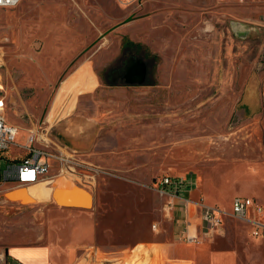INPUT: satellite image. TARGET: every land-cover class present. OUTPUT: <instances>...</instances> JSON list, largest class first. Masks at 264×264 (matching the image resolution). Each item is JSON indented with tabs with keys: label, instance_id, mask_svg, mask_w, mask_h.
I'll use <instances>...</instances> for the list:
<instances>
[{
	"label": "rangeland",
	"instance_id": "374dc122",
	"mask_svg": "<svg viewBox=\"0 0 264 264\" xmlns=\"http://www.w3.org/2000/svg\"><path fill=\"white\" fill-rule=\"evenodd\" d=\"M0 47L5 116L21 127L16 141L32 125L46 127L100 167L87 186L68 182L88 188L93 207L58 204L66 210L55 212L94 217L99 255L91 250L87 264H108L107 249L171 237L174 209L167 215L169 197L152 186L164 174L192 172L196 200L227 213L236 195L264 207V0H21L0 8ZM135 57L146 64L143 82L124 77ZM75 119L91 121L80 130L91 135L84 147L58 139ZM24 152L16 145L4 151ZM8 164L3 155L1 171ZM52 181L23 189L38 193L27 202L3 200L13 184L0 186V221L55 207L59 181ZM199 221L184 232L198 233L213 248L236 249L241 264H264V238L252 234L250 223L224 217L221 231L209 237ZM173 258L158 250L113 264Z\"/></svg>",
	"mask_w": 264,
	"mask_h": 264
},
{
	"label": "crops",
	"instance_id": "0c3cea01",
	"mask_svg": "<svg viewBox=\"0 0 264 264\" xmlns=\"http://www.w3.org/2000/svg\"><path fill=\"white\" fill-rule=\"evenodd\" d=\"M252 101L253 96L248 97L245 101L246 106L252 107ZM71 122L65 127L66 129H60L61 136H58V139L65 140L71 146H86L91 140V135L89 133L81 134L80 130L89 127L91 121L75 119ZM34 127L35 125H32L31 128ZM31 128L26 130L22 127L25 130V140H18V145L16 146L22 147L21 145L27 143ZM20 133L21 127H19L17 137ZM49 134L54 142L64 145L55 138L53 133L49 132ZM3 155L9 160V163H12L23 159L26 153L5 154L0 151V158ZM2 172L0 169V175ZM45 180H48V178L43 181ZM76 180L85 186H87L85 182L91 183L89 179H85L82 176H76ZM5 184L1 183L0 186H5ZM35 184L37 183L26 186L30 187ZM196 197L195 188L182 190L173 197L175 208L171 217V237L167 238L160 234L143 242H138L129 248L104 250V256L107 257L108 264H113V261L116 262L115 259L118 257L131 253L133 256L147 257L149 255L152 257L158 250L170 251L174 257L167 264H241L240 255L236 249L213 248L210 241L205 243L201 237L198 241H193L186 236L184 232L186 226L189 228L194 221L198 224V219H200L199 223L201 224L199 210L190 203L196 200ZM25 202L27 201L25 200ZM46 207H39L35 213L28 215L15 212L14 219L10 220L8 218L5 221H0V251L4 253L0 264H87L91 250L94 251L95 256L99 255L96 221L90 213L86 211H68L70 213L69 217H55V212L66 210L65 207H58L57 204L55 207H49L50 209L47 211ZM250 212L253 214L254 209L252 208ZM40 240H45V242H40ZM93 247L94 249H92Z\"/></svg>",
	"mask_w": 264,
	"mask_h": 264
},
{
	"label": "built area",
	"instance_id": "2783aa9c",
	"mask_svg": "<svg viewBox=\"0 0 264 264\" xmlns=\"http://www.w3.org/2000/svg\"><path fill=\"white\" fill-rule=\"evenodd\" d=\"M21 0H0V8L15 7ZM4 52L0 47V68L3 66ZM4 86L0 72V151H6L11 145H18L16 137L19 127L7 121L5 116V99L2 96ZM263 141H264V115ZM28 150L27 155L18 162L9 163L0 175V182L14 183L18 185H28L39 183L44 179L52 178L60 173L68 172L75 176H82L89 179L92 183L95 175L100 174V167L94 165L85 159L78 151L60 145L51 139L48 128L35 126L30 129L27 143L21 145ZM89 171V173L87 172ZM51 172H53L51 174ZM153 188L162 195L169 197L164 209L167 215L175 208L174 196L182 190H192L198 186V181L193 173L183 175L164 174L153 183ZM197 207L202 220L203 229L210 237L219 233L224 223V217L233 216L237 219L246 221L252 226V234L255 237L264 238V220L261 216L264 214L262 204L256 202L250 196L236 195L233 199V208L231 213L218 209L206 203L202 197L190 202ZM254 209L252 214L250 211ZM156 229L157 226L155 225ZM186 236L193 241H198V233ZM4 253L0 251V260Z\"/></svg>",
	"mask_w": 264,
	"mask_h": 264
},
{
	"label": "water",
	"instance_id": "95a60500",
	"mask_svg": "<svg viewBox=\"0 0 264 264\" xmlns=\"http://www.w3.org/2000/svg\"><path fill=\"white\" fill-rule=\"evenodd\" d=\"M146 76V64L138 57L133 58L129 65L125 68L124 77L128 82H143ZM26 188L25 185H19V187L12 188L5 191L2 194L4 199H10L11 197H17V200H11L14 202H22L25 200V195L18 190ZM22 194V195H18ZM54 201L62 206L68 207H80L91 208L94 205L95 196L88 189L82 185H75L73 188L62 190L55 188L53 191ZM46 201L45 199H42ZM40 200V201H42Z\"/></svg>",
	"mask_w": 264,
	"mask_h": 264
},
{
	"label": "bare ground",
	"instance_id": "6f19581e",
	"mask_svg": "<svg viewBox=\"0 0 264 264\" xmlns=\"http://www.w3.org/2000/svg\"><path fill=\"white\" fill-rule=\"evenodd\" d=\"M50 179H52L53 181L52 182H57V181H59V184H58V186L56 187V188H58V189H62V190H66V189H70V188H73L74 186H75V184L74 183H68V182H70V181H74V180H76V176H75V174H72V173H68V172H64V173H60V174H58V175H56V176H54V177H52V178H50ZM67 180H69V181H67ZM41 182V181H40ZM39 182V183H40ZM94 182V181H93ZM13 184V186L12 187H7V188H15V187H19V185L18 184H14V183H12ZM38 184V183H37ZM37 184H35V185H32V186H30L31 187V189L32 190H38L40 187H43V188H45L46 187V185L45 184H40V185H37ZM25 185V184H24ZM26 186V185H25ZM3 187V186H2ZM30 187H27L26 186V188H24V189H29ZM8 190V189H7ZM22 190L23 189H21V190H18V191H20L21 193H22ZM6 191V190H5ZM49 193V192H48ZM24 195H25V199H27V200H29V199H33L35 196H36V194L38 195V193H36V191H32V192H29V193H26V192H24L23 193ZM54 200V199H53ZM25 201V200H24ZM192 230V226H189V231H191ZM191 235H194L195 233H190Z\"/></svg>",
	"mask_w": 264,
	"mask_h": 264
}]
</instances>
